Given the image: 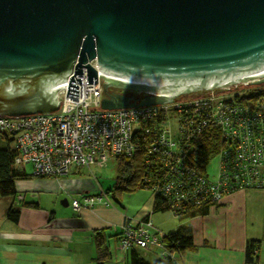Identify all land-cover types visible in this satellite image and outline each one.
Masks as SVG:
<instances>
[{"label":"water","instance_id":"obj_1","mask_svg":"<svg viewBox=\"0 0 264 264\" xmlns=\"http://www.w3.org/2000/svg\"><path fill=\"white\" fill-rule=\"evenodd\" d=\"M82 66L103 82L101 109L259 85L264 0H0V115L57 110L61 86L77 98Z\"/></svg>","mask_w":264,"mask_h":264},{"label":"built area","instance_id":"obj_2","mask_svg":"<svg viewBox=\"0 0 264 264\" xmlns=\"http://www.w3.org/2000/svg\"><path fill=\"white\" fill-rule=\"evenodd\" d=\"M72 77L77 98L65 95L66 85L61 86L57 110L0 115V131L10 136L17 152L15 162L19 167L29 165L32 176L60 178L72 169L104 168L139 149L146 168L144 185L153 198L165 199L176 217L214 206L236 190L264 188V94L246 96L243 90L252 82L180 95L163 104L101 109L103 82H87L84 66ZM208 127L210 136L217 133L221 141L209 159L217 157L212 176L206 172L209 160L197 169L189 158L192 143ZM97 202L109 205L111 200L101 190L72 197L69 204L80 211ZM151 213L124 220L119 248L179 264L182 251L165 244L166 234L153 225Z\"/></svg>","mask_w":264,"mask_h":264},{"label":"crops","instance_id":"obj_3","mask_svg":"<svg viewBox=\"0 0 264 264\" xmlns=\"http://www.w3.org/2000/svg\"><path fill=\"white\" fill-rule=\"evenodd\" d=\"M40 181L42 190L47 188L42 195H49L53 205L42 207L38 193H31L22 179L15 183L16 196L21 195L22 201L0 196V264H94L93 231L117 233L124 220L131 218L128 212L112 201L74 211L69 204L71 197L104 191L97 179L86 177L84 168ZM56 199L66 208L57 207ZM64 200L67 205L62 204ZM152 201L153 197L132 218L145 216ZM12 204L20 209L17 222L5 216ZM150 219L164 233L190 230L192 246L182 251L179 264H245L248 240L259 242L257 262L264 264V188L233 191L218 204L194 214L176 217L166 211L153 212ZM108 245L110 258L103 264H129V254L119 248L116 236L109 238ZM157 259L153 253L146 257L149 261Z\"/></svg>","mask_w":264,"mask_h":264},{"label":"trees","instance_id":"obj_4","mask_svg":"<svg viewBox=\"0 0 264 264\" xmlns=\"http://www.w3.org/2000/svg\"><path fill=\"white\" fill-rule=\"evenodd\" d=\"M243 91L246 92L248 97H257L264 94V85H252ZM0 136L5 140V145L0 147V196L16 197L15 183L17 180L25 179L31 174H27L25 166L19 167L15 162L17 155L16 149L13 145L12 139L6 133L0 131ZM221 144L217 133L215 136H210V127L205 128L201 136L195 143L191 145V159L192 164L197 169L203 168L208 160L215 153L218 145ZM116 174L114 178L112 190V197L119 196L122 193H130L138 188L146 187L143 183V176L146 172V168L142 158V150H135L131 155H122L117 157L115 160ZM203 171V170H201ZM147 188V187H146ZM103 191V190H102ZM108 191H103L108 193ZM100 192V191H99ZM208 206H204L197 211H200ZM153 212H164L170 211L165 199L160 196H155L152 201L151 207ZM197 211L189 212L188 214H194ZM20 215V209L15 205H10L6 209L5 216L12 222H17ZM187 215V214H185ZM181 216V215H180ZM167 239L165 240L166 245H172L179 251L192 246V235L189 229L181 228L175 232L165 233ZM119 231L114 234H110L106 229H96L93 231L92 239L95 246V256L93 261L96 264H103L110 258V250L108 240L111 236L119 238ZM259 242L256 240H248L245 245L244 262L245 264L257 263V252ZM129 264H169L166 261L157 259L154 261L146 260L137 250L131 249L128 251Z\"/></svg>","mask_w":264,"mask_h":264},{"label":"rangeland","instance_id":"obj_5","mask_svg":"<svg viewBox=\"0 0 264 264\" xmlns=\"http://www.w3.org/2000/svg\"><path fill=\"white\" fill-rule=\"evenodd\" d=\"M261 85H264V82L261 83ZM241 87L243 86L240 84L239 88ZM5 144H6L5 140L3 139V137L0 136V147L4 146ZM216 165H217V157H213L211 160H209L206 166V172L208 175L210 176L214 175L215 170H216ZM24 168H25L26 173L30 175L31 173L30 166L27 165ZM91 169L92 170H89L88 168H84L86 177L92 178L93 180L97 179L98 183L100 184L101 188L104 189V191H108V190L111 191L113 188L114 178L116 174L115 161H110L109 164L104 168H98V167L93 166ZM45 178L47 179L50 177H45ZM41 179H44V177L29 176L22 180H23V183H27L29 185V191L31 193L32 192H34L35 194L38 193L40 200H41V205H43L42 207H45L46 205L48 206L53 205L52 199L49 195H46V194L42 195V192L47 191V188L43 187V190H42L43 183L40 181ZM110 191H108L106 195L107 198H109L113 203L117 204L120 208H123L125 212H128L131 218L135 214L139 213L140 210L143 208V205L146 202L148 203L152 197V193L150 189L146 187L138 188L135 191L130 192V193H122L119 196H116L115 198L112 197V194ZM54 204L57 207H60L62 209L66 208L60 204L59 199H56L54 201ZM166 212H168V214H171L170 211H166Z\"/></svg>","mask_w":264,"mask_h":264},{"label":"flooded vegetation","instance_id":"obj_6","mask_svg":"<svg viewBox=\"0 0 264 264\" xmlns=\"http://www.w3.org/2000/svg\"><path fill=\"white\" fill-rule=\"evenodd\" d=\"M110 92H122V93H125V94H128L129 96H131L132 98H137V97H140L143 95V91L142 92H127V91H124V90H121L117 87H112L109 89Z\"/></svg>","mask_w":264,"mask_h":264}]
</instances>
